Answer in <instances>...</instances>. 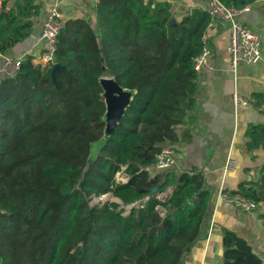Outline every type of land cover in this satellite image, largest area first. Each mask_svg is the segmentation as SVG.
<instances>
[{"label":"trees","instance_id":"trees-1","mask_svg":"<svg viewBox=\"0 0 264 264\" xmlns=\"http://www.w3.org/2000/svg\"><path fill=\"white\" fill-rule=\"evenodd\" d=\"M3 8L6 53L31 33L38 7L22 0ZM97 10L95 26L72 21L62 30L56 58L66 68L53 76V65L27 56L16 77L0 79V264H184L202 236L214 194L203 172L151 167L163 145L196 124L194 59L210 15L194 9L173 23L171 4L154 0H98ZM102 75L136 94L92 157L105 129ZM254 97L262 106L264 95ZM247 135L249 151L264 149V123L250 124ZM239 191L264 202V164ZM109 193L121 202L101 199ZM223 246L225 264L263 263L231 229Z\"/></svg>","mask_w":264,"mask_h":264},{"label":"crops","instance_id":"crops-1","mask_svg":"<svg viewBox=\"0 0 264 264\" xmlns=\"http://www.w3.org/2000/svg\"><path fill=\"white\" fill-rule=\"evenodd\" d=\"M171 4L172 16L179 20L187 15L189 5L200 0H154ZM7 8L17 7L22 0H0V12L3 3ZM98 0H34L38 12L29 19L31 33L6 53L0 52V64L5 56L26 58L40 57L46 49V40L42 36L43 26L48 12L59 9L65 26L72 21H82L95 26L98 22ZM239 19L251 26L261 37L264 49V2L258 3L251 11L244 12ZM213 53L198 71V89L196 106L191 112L196 124H185L180 129L177 141L168 142L174 148L177 162L173 170L177 173L193 170L202 171L207 184L214 194L209 206V215L205 220L202 236L198 239L184 264H225L223 230L235 231L244 238L262 257L264 264V216L263 213H246L223 203L216 205L217 194L221 186L231 192H240L249 188L260 177L264 164V149L249 151L247 131L252 123H264V101L254 94L264 95V62L241 64L236 73L230 67L227 52L229 41L226 30L215 32ZM32 58V59H33ZM236 89L248 100V105H235L232 94ZM258 101V102H257ZM235 161L232 171H225L228 157ZM194 171V170H193ZM175 185L167 188L164 194L169 197ZM212 219L216 229L210 231Z\"/></svg>","mask_w":264,"mask_h":264},{"label":"built area","instance_id":"built-area-1","mask_svg":"<svg viewBox=\"0 0 264 264\" xmlns=\"http://www.w3.org/2000/svg\"><path fill=\"white\" fill-rule=\"evenodd\" d=\"M264 0H254L251 3L241 7L233 5H225L222 0H200L195 5H189L188 13L194 9L207 12L210 15V22L203 29V45L201 52L194 59V68L196 71L202 70L208 59L213 53V36L212 30L220 33L226 30L228 32L229 41L227 52L230 59V67L236 73L241 64H253L264 62V49L260 35L249 25L243 23L239 16L251 11L256 4L262 3ZM65 27L62 15L57 8H52L48 14L43 26L42 36L46 40V49L40 57L33 58L35 64L54 65L57 62L56 53L58 50L59 36ZM25 58L5 56L0 64V79H10L18 75L21 70L22 62ZM232 101L235 105H248V100L236 89L232 94ZM177 162L176 153L170 145H163L156 154V161L151 167L152 171H164L175 167ZM235 167V161L230 156L227 158L224 170L229 172ZM190 173L194 171L189 170ZM123 174V171L122 173ZM121 181H127V178L118 177ZM223 203L227 206L235 207L246 213L261 212L264 216V202H258L246 196L242 192H231L223 186L220 187L216 205ZM129 209L131 206H124ZM214 220L210 224V231L216 229Z\"/></svg>","mask_w":264,"mask_h":264},{"label":"water","instance_id":"water-1","mask_svg":"<svg viewBox=\"0 0 264 264\" xmlns=\"http://www.w3.org/2000/svg\"><path fill=\"white\" fill-rule=\"evenodd\" d=\"M167 16H172V12L169 11ZM172 22L176 23V19L172 16ZM66 68L59 62L53 65V76L57 69ZM99 83L103 89L102 96L105 101V112L103 114V121L105 122V129L103 136L93 143L92 145V157H96L101 149L106 144L107 138L114 132L117 128L119 122L123 118L127 107L131 104L134 96L136 94V89L123 87L118 80L111 75H102L99 78ZM157 190L156 187L152 189L153 192ZM111 195V194H110ZM108 196L104 195L101 199ZM112 196V195H111ZM119 202V200L117 198ZM106 201V200H105Z\"/></svg>","mask_w":264,"mask_h":264},{"label":"rangeland","instance_id":"rangeland-1","mask_svg":"<svg viewBox=\"0 0 264 264\" xmlns=\"http://www.w3.org/2000/svg\"><path fill=\"white\" fill-rule=\"evenodd\" d=\"M121 173H122V171L118 172V177H122V178L124 179V174H121ZM125 178H127V177H125ZM158 196H159L160 198H162V199H165L166 194L161 193V194H159ZM104 199H105V200H110V201H118L117 198H115L114 196H111L110 193H109L108 196H106ZM94 201L97 202L98 199H95ZM118 202H119V201H118Z\"/></svg>","mask_w":264,"mask_h":264}]
</instances>
